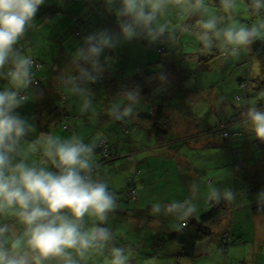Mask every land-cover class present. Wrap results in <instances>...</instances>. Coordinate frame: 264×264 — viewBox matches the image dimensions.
I'll return each mask as SVG.
<instances>
[{
  "label": "clouds",
  "instance_id": "1",
  "mask_svg": "<svg viewBox=\"0 0 264 264\" xmlns=\"http://www.w3.org/2000/svg\"><path fill=\"white\" fill-rule=\"evenodd\" d=\"M45 0H0V80L8 86L0 89V216H15L24 225L17 235L8 224L0 223V264H81L90 250H102L111 240L105 227L109 212L116 208V195L106 183L93 180V153L101 140L97 133L92 143L73 135L60 139L40 133L36 125L17 111L34 95L33 59L22 54L21 41ZM225 11L235 7V0H221ZM253 10L264 9V0H251ZM107 13L116 19L118 31L99 29L83 37L75 49L70 67L58 73L61 86L81 100V111L92 109L93 92L89 87L103 78L114 57L105 55L126 42L146 40L149 44L171 39L168 23L159 22L172 6L183 15L204 11V0H103ZM215 15L199 23L198 40L211 49L215 40L223 42L226 55L238 57L260 37L264 22L252 27L231 24L220 28ZM188 33L191 26H182ZM156 79L167 83L160 72ZM127 103L109 109V115L123 121L135 114L142 98L139 85L123 88ZM246 126L253 137L264 142V111L255 106L243 113ZM37 153L39 163H29ZM54 169V170H53ZM209 199L219 203L231 201L233 193L217 188L209 191ZM196 211L189 204L177 218L186 220ZM94 218L93 226L85 229V217ZM95 221H99L96 223ZM110 264H129V255L121 247H112Z\"/></svg>",
  "mask_w": 264,
  "mask_h": 264
},
{
  "label": "rangeland",
  "instance_id": "2",
  "mask_svg": "<svg viewBox=\"0 0 264 264\" xmlns=\"http://www.w3.org/2000/svg\"><path fill=\"white\" fill-rule=\"evenodd\" d=\"M93 1L94 0H88V6ZM250 2L251 0H235V7L231 11H225L222 6L219 7L205 4L204 11H197L198 13L193 12L191 15H186V17L180 16L178 22L181 23L182 21H185L187 19L188 26H191V31L188 33L182 31L178 35V38L174 41L173 44V51H166L162 54H156L154 52V48L148 45V42L146 40H133L131 42H126L114 51L110 50L112 52L111 54L108 53L109 50H106L105 55L114 57V62L111 64V67L109 69H111L112 73H115L114 76L116 80H118V83L116 85L113 81H111L112 75H110L109 70L107 73H104L103 78L96 82L93 86L92 84L89 85L93 92L92 98L94 101L92 102V105H103L107 107L106 109L108 110L109 115V109L113 105L117 104V102L115 101V96L122 93V91L119 90L121 88L119 79L120 72L117 71L119 67L122 66L123 70L126 69L124 72L125 76L130 74L133 63L140 62L142 67L147 69L152 62H146L145 58L155 59L156 57L160 58L161 55L162 61H165V59H168V57H170V62L174 63V67L178 69L177 75L171 70L165 72L168 80L167 83L163 85V90L169 89V92H175L176 94H179V96L181 95V97L186 98L185 101L181 102L183 106H185L181 109V112L165 110L167 118L169 116V120L167 119V123L169 127H171L172 134L170 133L171 135L168 137L169 139L162 142L161 145L164 148L168 146V150H153L157 149L155 146V142L153 141V138H151L150 140L147 139V135H145V133H143V130L141 129V125L143 124V122L141 123V121H139V125L137 127H134L133 129L131 128L130 136L132 139L130 142L125 141L127 136H120V138L118 139L119 150L123 152L127 151V148L129 146H132L134 149L138 148V150H136V153H123V157H120L119 159L114 161V166L105 163L103 169L102 167H96V174H99L98 177L100 181L106 183L108 187H112L115 190L125 189L128 188V178L133 177L135 183L137 179L136 194L138 193L141 196V205H145L146 203L157 204L158 206L154 208L153 213L158 215L160 218H164L168 214H171L169 213L170 210H168L167 207H164V203L171 201L170 196L172 195L180 197L178 198V200H173L172 204H175L176 206L180 205L181 203L194 204L196 212L198 213L202 212L205 209V207L200 203V199H196L198 198L197 195H195L196 200L194 198H189V200H186V197L181 199L183 188H180L177 182H196L198 178L206 180V178L210 179L212 177H215L214 183H216L215 181L219 179L221 181L220 187H222L223 190H231L232 193L235 192L236 199L232 200V209L229 213H234L233 218L230 220V227L234 230V235L229 234L227 237H224L226 235L219 232L220 226H223V223H221L220 219L215 223V225H213L212 235L208 237L207 241L200 244L198 248V250H200V253H198L194 258H182L181 261L177 262L175 257L170 254L172 245H169V249L165 248V250L168 251L166 252L167 255H165V257L170 258H166L162 263L152 262L149 264H264V243H262L261 246H258L252 241L254 228L256 229V232L264 238V228L262 227V221L264 225V216L254 217L250 215V217H244L243 213L247 211H245V209L239 208V205L241 201L244 200V198H237V188L240 187L242 183L244 184L242 179L244 174L247 173L244 164H238L243 159H247L250 162H256V168L250 167L248 172L249 174H258L257 180H264V172H262L264 171V157L257 158L256 154L247 156L244 155L245 152L250 150L249 146L255 143L254 139L256 138L253 137L252 132L248 131L249 129L246 130V132L242 133L240 137L237 136L235 138L234 144H237L239 148L237 149L238 152L233 156L228 153L219 154V152L224 147H215L214 145L206 144L197 148L194 147L196 146L195 136L199 138L201 137L200 134H203V137H206V133L202 132V130L208 129L210 126H214L216 122L228 118V116L226 115V110L228 111L230 109V105L232 103H238V100H236L237 97L235 96L233 97L234 99H232L231 96L234 90L239 89V87L236 85L237 82L235 81L237 79V76H241V74H244V68H247L248 63L255 62L256 69L253 68V72L260 73V67L257 68V62L255 59V61H247L248 63H246V66L238 64V58H241L242 56V58L244 59L243 55L245 51L240 50L238 57L226 55L223 50V42L220 40L214 41L211 52L210 50L203 52L207 48H205L197 38V33L199 31L198 25L201 21L207 20L212 15L220 18V23L218 24V27L220 28L226 27L231 24L249 28L254 25H259L261 22H264V17L262 14H257L254 17L252 16L253 13H251L250 11ZM71 4L74 8H77V3L75 1L71 0ZM42 9L43 8L40 7L38 13H40ZM177 11L178 9L170 6L166 10L165 14L159 17V22H166L169 24V28H176L173 21L178 20ZM199 14L201 16H197ZM73 15H75L74 10L68 13V16H70V21L74 19ZM54 16L57 17V15ZM250 19H252V24H248L246 26L245 21H249ZM47 21L48 19H45L44 21L41 20L37 25L36 14L34 26L30 27L27 30L24 38L21 41L22 54L31 56L33 52H37V56H39L40 54L43 55L44 61L39 74H42V72H46V69L51 64H54L56 68L58 67L59 71H57V73L70 67V58H67L65 54L61 53L60 48L55 49L56 43L53 42V39L45 40L41 37L49 31L47 27ZM94 25L95 24L92 23L90 27ZM111 25L116 27L113 28ZM97 28L98 26L92 27V31L94 32L96 30H99ZM104 28H108L112 31L119 30L114 16L112 22L107 21V24H104L102 29ZM260 32V37L264 38V29H261ZM26 37H28L30 44L26 42ZM49 43L54 45L51 47L49 46ZM76 48L77 46H70L68 47V50L74 52ZM220 50L221 53H219ZM119 53H121L120 56H118ZM186 70H189L191 75L187 77L185 81L178 82L185 76L183 72H186ZM33 71L34 77H37V69ZM111 82L114 84V86L117 87V89L113 88L114 90H110ZM178 83L181 84V87ZM248 84H250V82H248ZM52 87V81L49 79L47 80L46 78L44 84L41 87L37 88L38 92L35 88H32L29 95L35 96V93H37V98H39L40 93L44 96L46 91H48L47 96L49 98L54 97ZM246 88L249 91L250 86H247ZM263 88L264 85H260L258 90ZM121 89L123 90V88ZM154 89H157L158 91L160 90L158 88ZM202 90L204 92L202 94H199V92H201ZM213 93L215 95H218L216 99H213ZM199 96H201L202 98ZM109 97H111L112 99ZM42 98H39V102H37V105L40 108L41 112L39 114L37 113V115L49 118L51 116L49 110L47 112V110L44 109L42 112L43 106L40 102ZM248 98H250V95ZM173 99L176 101L179 100L178 96L176 98L173 97ZM30 102L33 103L35 107V99ZM123 105L125 104L123 103ZM250 105H256L251 102V98ZM23 106L28 109L25 111V113H28L30 111L29 102ZM247 106L248 105L245 102L242 103L240 107H237L236 110L240 108V111H238L237 113L238 115H240L239 118H236L237 116L233 115L235 112H232L230 117L231 125L235 123V118L237 123L241 125L245 124L243 113L246 112L248 108ZM66 108L67 107H65V109ZM75 112L70 111L68 113V117H66V119H63L68 127L65 131L61 129L59 122L54 123L53 121H51L49 122L51 126H48L46 130L41 129L43 130L42 132H40V130L38 132L36 131L37 134L36 132L33 133L32 136L29 137V139H34L40 133H55L56 137L60 139H67L68 137H70V135H75V133L79 138L85 137L86 134L82 135V133H87L88 131L85 132L79 128L81 122L80 120L82 117L79 118ZM28 119L30 120L31 118L28 116ZM32 121V123L36 124L37 128V122L33 119ZM102 127V129H100V127L98 126L96 130H90L91 133L88 137L89 140L87 141V143L89 141L92 143L97 133H101V137H105V139L107 140L112 139V130L108 125V122L102 124ZM226 127V121L220 122L217 134L219 135L220 132L221 134L223 133V139L225 137L223 135L225 133L224 131ZM245 128L248 127L246 126ZM180 141H184L185 143L181 144ZM197 145L199 146L200 144L198 143ZM251 152L255 153L252 150ZM179 153L186 156V160L191 165H193V171H196L197 174H188L187 171L184 174H176L177 176L171 178L170 181L172 182L166 187L168 188L166 194L164 192L163 183L161 182L162 178L158 181V183L157 181H155L154 183L153 175L156 174L159 177L166 178L163 171V173H160V171L163 169L157 167L160 164L159 161L161 160V158H163L162 154L167 155L162 165L164 168L170 170V168H172L170 167L171 164L166 161V159H169L171 161L178 160V158L180 157ZM182 155L181 158L185 159V157ZM93 158L99 159V153L94 151ZM39 161L40 154L37 153L29 160V163L38 164ZM181 169L184 170V167H181ZM186 170L192 169L187 168ZM260 170L262 173L260 172ZM171 171L176 170L173 169ZM201 171H204V173H201ZM240 172H242V174H240ZM166 175L169 176L170 173ZM109 176L111 177L108 178ZM94 177L96 178L97 175H94ZM111 178L114 180L112 181ZM158 184H160V193L157 189ZM207 184H209V188H212L211 180H208ZM258 189V195L264 196V186L259 187ZM241 194L244 195L245 192ZM167 195H169V197ZM200 197L201 193L199 194V198ZM122 205L125 206V204ZM6 220V224L10 226L14 233H16L17 235H21L23 233L24 225L20 223V221L15 216H0V222ZM92 220H94V218L88 216L85 217V229H90L92 227L94 222ZM87 222H90V224H88ZM162 223H164V220ZM110 224H112V231L114 230L112 232V235L117 238H113L112 241L114 242L117 240V242H122L123 247L128 255H130L131 253L135 254V252L129 250V245L125 243L126 239L131 238L134 242L139 244L143 240V237L148 234L146 229L142 232V234L139 232L140 229L138 230L135 228L137 231L133 230L129 226L133 223L127 224L116 219L112 223L110 222ZM148 230L151 231L150 228H148ZM239 232L242 234L239 235ZM112 241H109V246L112 244ZM174 245L176 246V244ZM100 253L101 251L90 250L86 259L81 261V264H110L111 258L108 257L107 260L101 259L99 257ZM147 257V255L140 252V259L137 260V263L135 262V258L132 261L131 259H129V262L140 264L139 262L141 258L147 259ZM156 258L157 257H153L152 259L155 261H162ZM45 264H57V262L55 260H52L46 261ZM144 264H147V262Z\"/></svg>",
  "mask_w": 264,
  "mask_h": 264
},
{
  "label": "trees",
  "instance_id": "3",
  "mask_svg": "<svg viewBox=\"0 0 264 264\" xmlns=\"http://www.w3.org/2000/svg\"><path fill=\"white\" fill-rule=\"evenodd\" d=\"M73 1L77 3V8L73 7V5L71 4V0H64V1L45 0L43 6H40L41 8H43L42 11L40 13L37 12V25L41 20L44 21L45 19H48L47 27L49 31L44 36L41 37L44 38L45 40L53 39V42H55L57 45V46L55 45V49L60 48V52L65 54L67 58H71V55L73 53L71 50H68V47L82 46L83 37L93 32L92 27L98 26L97 29H102L104 24H107V21L112 22L113 20V16L105 11L103 6V0H94L93 2H91L89 6L87 4L88 0H73ZM204 4H208L211 6H219V7L222 6L221 0H204ZM73 10L75 13V15H73L74 19L70 21V16H68V13H70ZM250 11L251 13H253L252 14L253 17L257 14H262L264 17V9H261L259 12L253 10L251 2H250ZM54 15H57V17H55ZM177 15H178L177 16L178 20L173 21L174 26H176V28L174 27L170 28V34H171L170 40L164 43H157V44L147 43L148 45L154 48V52L156 54H162L166 51H173L174 41L178 38V35L182 32V26L188 25L187 19L181 23H177L179 21L180 16L186 17V15L181 14L179 10L177 11ZM92 23L95 25L90 27ZM245 24L246 26L248 24H252V19H250L249 21L246 20ZM111 26L113 28L116 27L113 25ZM26 42L30 44L28 37H26ZM53 45L54 44L49 43V46L52 47ZM240 50L245 51L244 55H247V58L249 56L252 57V59H255L264 71V38L263 37H258L252 44H250L246 48H241ZM35 51H36V47H35ZM108 53L111 54L112 52L109 50ZM219 53H221V50L219 51ZM36 54L37 52H33L31 55L33 59V70L37 69V77H34V80L36 82L32 86V88H35L37 91V88L41 87L44 84L46 78L47 80L49 79L52 81L53 83L52 92L54 93V97H52V99L51 97L49 98L47 96H43V94L39 92L40 93L39 98H42L43 96V98L40 101L41 105L43 106L42 112L44 109H46L47 112L48 110L50 113L52 112L51 114L52 117H49L51 118V121L55 119L54 116L61 115L59 120V125L61 129L65 131L68 127L63 121V119H66V117H68V113L71 111V110H67V108L65 109V107L68 102H74L73 100L75 99L80 100V98L78 96L72 95L70 90L61 86L60 82L57 79L58 76L57 71L59 70L58 67L56 68L54 64L49 65V67L46 69L47 73L42 72V74H39L44 59H43V55L40 54L39 56H37ZM120 55L121 53L118 54V56ZM156 58L155 59L145 58L146 62L148 61L152 62L147 69L143 68L140 62L133 63L130 74L125 76H124V72L126 69L123 70L121 66L117 70L118 72H120L119 74L120 87L127 88L134 85H139L141 89L142 98L140 100V103L136 106L135 114L133 116L128 117L123 121L119 120L115 129L112 132L113 141L112 139L107 140L105 138H101V140L97 142L98 146L96 147L95 152L99 153L100 158L99 159L93 158V160L95 161V166L91 173L92 177L94 175H97V177L99 176V174H96L97 166L102 167V169L105 163L114 166V161L119 159L120 157H123V153H131L133 150H135L132 146H129L127 148V151L124 152L118 149L117 141L121 135L127 136L125 139V141L127 142H130L132 139L130 136L131 128L133 129L136 126L133 127L132 123L131 125L129 124L130 119H132V121L133 119H136L138 120V122L139 121H141V123L143 122V124L141 125L142 126L141 129L143 130V133L144 132L149 133V131H151L150 135L147 136L148 137L147 139L150 140L151 138H153L155 145L160 146L162 142L169 139L168 137L171 135L167 128V126H169L167 123V119L169 120V116L167 118L165 110H173V111L176 110L181 112L182 106L180 100L176 101L173 99V97L176 98L178 96L179 99L182 97L181 95L179 96V94H176L175 92H169V89L163 90L164 87L163 85H161L160 81L156 79V76L160 72L165 73L166 71L169 70L173 71L177 75L178 69L174 67V63L170 62V57H168V59H165V61L161 60L162 59L161 55L160 58L157 59ZM238 61L240 62L245 61V58L243 59L241 56V58H238L237 62ZM108 71L110 72V75H112L111 81H113L117 85L118 80H116L114 76L115 73H112L111 69L106 70L105 73H107ZM187 71L189 72V70H186V73H188ZM184 80L185 78L183 77L178 82ZM235 82H237L236 85L239 87V91L234 94V97L236 96L237 97L236 100H238V102H240L241 104L246 102V104L249 106L250 104L249 100L251 96L250 98H248L249 95H247L245 92L246 86L248 85L249 82V78L239 76ZM94 84H92V86ZM6 86H8V82L0 80V89ZM179 86L181 87V84H179ZM113 88L117 89V87L114 86V84L111 82L110 90H114ZM121 88L119 90L122 91L123 93V90ZM154 88H158L160 90L158 91L157 89ZM122 93L120 95L115 96V101L119 103L121 106H123V103L124 104L127 103V100ZM39 98H37L38 99L37 102H39ZM63 103L65 104L64 109L61 108ZM24 105H26V103ZM34 108L37 109L38 114L41 113L38 105L35 106ZM17 111L20 113L21 116L23 117L26 116V118H28L29 116L31 118L30 119L31 121L32 119L36 121L37 132L39 130L41 131L43 126H41L40 116L38 115L36 116V114L34 113L29 114L31 113V111L25 113L26 107L24 106L23 109L22 107H20L17 109ZM237 113L238 112H236L234 115H236ZM230 117L216 122V124L212 126L211 129L208 128L207 130L211 132H217L219 129L220 122L226 121L227 127L223 135L225 137L224 139L222 138L223 133L221 134V132H220L221 136L220 134L219 136L222 138L223 141L222 145L224 147L225 152L233 156L235 155V153L238 152L237 149L239 148L237 144H234L235 138L237 136L240 137L243 133V130L241 128V124L236 122V118H235V123L231 125ZM54 135L56 136V134ZM88 143L91 142L89 141ZM180 143L184 144L185 142L180 141ZM252 145H253L252 151L259 153V155L262 153L261 151L264 150V144L262 142L259 143L258 139H256V143H253ZM136 149L138 150V148ZM162 159H164L165 161V156H163L161 160ZM166 161H168L170 164L171 163L174 164V162L169 159H166ZM96 178L94 177L95 180ZM127 186L128 188H125L122 193L124 196L120 197L121 200H123L124 197V201L125 200L127 201L128 199L130 200L131 199L130 197L136 194L137 188L135 185V180H133V177L128 178ZM262 186L263 185L259 183H255L254 185L248 184V186H246L245 189V192L248 193V194L246 193V195L250 196L251 198V201L250 202L248 201L247 206L249 208L250 213L253 216L264 214V196L258 195V190H259L258 188ZM109 190L111 191V189ZM185 207H187V204L181 203L177 207V212H180ZM231 209H232V200L228 201L226 199H221L219 203L212 201L210 207L206 211L200 213L196 218H187L186 220H179L178 224L176 225L177 228L175 230H170L169 232L164 233L160 229L159 230L157 229V231L153 232L152 235L149 234L151 235V238H149V240L147 242H144L143 244L136 245V243L132 241L131 238L126 239L125 243L129 245L128 246L129 250L133 252L137 251L139 253L142 252L145 255H152L153 253H158V251L165 242H170L176 244L179 247L178 254L174 253V255H178L176 256L177 259L175 258L177 262L181 261L182 258H193L196 256L198 244L212 235L213 225H215V223L218 220L226 217L230 213ZM116 219L125 223L126 215L123 213V211H118V210L117 211L113 210L109 212L107 220L110 226L112 225L110 224V222L112 223ZM96 222L99 223V221ZM87 223L90 224V222ZM104 226L107 227L112 234V229L110 228V226L106 224ZM167 226L174 227L173 224H169V223L167 224ZM224 235H226V233H224ZM115 242L117 243V246L114 243L108 246L109 245L108 242V245H106L102 250H100L102 254L104 255L111 254V252L109 251L112 249V247L124 248L122 242H117V240ZM170 253L172 254V252Z\"/></svg>",
  "mask_w": 264,
  "mask_h": 264
},
{
  "label": "crops",
  "instance_id": "4",
  "mask_svg": "<svg viewBox=\"0 0 264 264\" xmlns=\"http://www.w3.org/2000/svg\"><path fill=\"white\" fill-rule=\"evenodd\" d=\"M197 16H201V15L199 14ZM177 23H179V22H177ZM211 49H206L203 52L208 51V50H210V52H211ZM244 58H245V61H242V62L238 61V64H240V65L242 64V66H246V63H248L247 61H250V60L255 61L254 59H252V57H249L248 56V58H247V55H244ZM259 67H260V73H254L253 72V68L256 69V64H255V62H249L247 68H244V74H241L240 77H247V78H249L250 84H248L247 86H250V89L248 91L247 88H246L245 89V92H246L247 95H250L251 96V102L254 103V104H256V105H250L249 104L248 108L251 107V106H255L258 110L264 111V88L258 90V88H259L260 85L261 86L264 85V71L261 68V66L259 65V63H257V68H259ZM183 73L185 75L184 76L185 79L191 75L190 72H188V73L183 72ZM238 77L239 76H237V78ZM44 91H46V90H44ZM238 91H239V89L238 90H234L232 92V96H231L232 99H234L233 98L234 97V94L237 93ZM47 92L48 91H46V93L44 94V96H47ZM203 92L204 91L202 90L201 92H199V94H202ZM213 95H214V98L213 99H216L217 96H218V95H215L214 93H213ZM199 97H201V96H199ZM51 99H52V97H51ZM185 99L186 98H183L182 97L179 100H180V102H182V101H185ZM30 101H33V99H31ZM30 101H28L29 102L30 111H31V113H29V114H33L34 113L37 116V109L34 108L33 103H31ZM35 101H36L35 106H37V93H35ZM73 101L74 102H68L67 103V105H66L67 110H71L72 112L73 111L74 112L76 111L75 113L77 114V116L79 118L82 117L81 120H80L81 122H80L79 128L81 130L85 131V132L88 131L87 133H82V135L83 134H86V136L83 137V138H79L78 135L75 133V136H77L80 140H82L83 142H87L89 140L88 137H89V135L91 133L90 130H93V129L96 130V128H98V126L100 127V129H102L103 128L102 127V124H105L107 122H108V125L111 127V130L113 132V130L115 129V127H116L117 123L119 122V120H116L111 115H108V110L106 109L107 107H105L103 105H101V106H92V109H90L88 111L82 112L81 111V100H76L75 99ZM93 101L94 100L92 98V102ZM28 102H26V104ZM249 103H250V100H249ZM241 105L242 104L240 102H238V103L237 102L232 103L230 105V109L228 111L226 110V115L228 116V118L231 116L232 112H235V113H236V111L238 112L240 110V108H238V110H236V109H237L238 106L240 107ZM181 106H182V108L185 107V106H183L182 103H181ZM64 107H65V104L63 103L62 106H61V108L64 109ZM227 108H228V106H227ZM22 109H23V107H22ZM26 110H28V109L26 108ZM176 112H178V111H176ZM51 114H52V112H51ZM60 116H54L55 119L53 120V122L54 123L59 122ZM236 116H237L236 118H239L240 117V115H238V114H236ZM50 117H52V115ZM40 122H41V126H43L42 129H45L46 130V128L48 126H51V124H49V122H51V118H46V117H41L40 116ZM131 123L133 124V127L134 126L137 127L139 125V122L136 119H133V121H132V119H130L129 120V124L131 125ZM241 127H242V130H243V133L246 132V130H248V129H249L248 131L251 132V129L249 127L248 128H245L246 127V123L245 124H242ZM167 128L169 130V133H171V127L167 126ZM209 128L211 129L212 126H210ZM42 131L43 130H41L40 132H42ZM150 132L151 131H149V133L148 132H144V133H145V135L148 136V135H150ZM202 132H205L206 133V137H203V134H200L201 137H199V138L197 136H195V139H196L195 140L196 146H194L195 148L200 147V146H203L204 144H206V145H214L215 147H223V145H222L223 144L222 143L223 142L222 141V138L217 134V132H211V131H209L207 129L202 130ZM54 134L55 133H53L52 135H54ZM72 136L73 135H70V137H72ZM70 137H68V138H70ZM101 138H103V137H101ZM254 140H255V143H256V139H254ZM260 142L261 141H259V143ZM198 143L200 144L199 146L197 145ZM262 143L264 144V142H262ZM155 146H156L157 149H153V150H158L159 149L161 151L167 149V147H168V146H166V148H164L162 145H160V146L159 145H155ZM248 146H249V144H248ZM240 147H244V146H240ZM249 147H250V150L247 151V152H245L244 155L247 156V155H254V154H256L257 155V158L264 157V150L261 151L262 153L259 155V153L255 152V151H254L255 153H252L251 152V150L253 149V145H251ZM136 150L137 149L133 150L131 153H136ZM224 153L227 154V152H225V150L223 148L219 152V154H224ZM181 155L182 154L179 153V156L180 157L178 158V160H174L173 161L174 162V165L171 163V166L170 167H172V168H170V170L167 169V168H164L163 165H162V163H163L162 161H164V160H160V164L157 167L163 169V170L160 171V173H163L164 172L166 178L159 177L156 174L153 175V181H154V183H155V181H157V183H158V181L162 178V181L161 182L163 183L164 192L166 194H167L166 191L168 189L166 187L172 182V181H170L171 178H174V177L177 176L176 174H179V175L180 174H184V173H186V171H187L188 174H193V175L194 174H197L196 171H193V168H192L193 165H191L186 160V156L182 155V156L185 157V159H183V158H181ZM162 156L167 157V155H164V154H162ZM240 163L244 164V166L246 167V172L247 173L244 174L243 179H242V181L244 182V184L242 183V185L237 188V191H238L237 192V198H241V197L244 198V200L241 201V203L239 205V208L245 209V211H247V212H244L243 213V216L244 217H250V215L251 216H253V215L250 213L249 208L247 206L248 205L247 203H248V201L249 202L251 201V198H250V196H247L246 195V193H247V192H245L246 186H248V184L254 185L255 183H259V184H261V185L264 186V180L263 179H258L257 180L258 174L254 175V174H249V172H248V170H249L250 167H255L256 168V162H250L247 159H243L238 164H240ZM234 166H238V165H234ZM181 167H184V170H182ZM187 168H191L192 170H186ZM173 169H175L176 171H171ZM260 172H261V170H260ZM262 172H264V171H262ZM168 173H170L169 176L166 175ZM201 173H204V171H201ZM240 174H242V172H240ZM161 176H162V174H161ZM110 177L111 176H109L108 178H110ZM92 179L95 180L94 179V176L92 177ZM96 180H99L100 181V179L98 177L96 178ZM111 180L113 181L114 179L111 178ZM208 180H211V182H212V184H211L212 185V188H217L221 192L224 191L222 189V187H220V182L221 181L219 179H217L215 181L216 183H214L215 177H212L210 179L209 178H206V180H204L202 178H198L196 182H177L178 185H179V187L180 188H183V192H182V195H181V199H183L185 197H186L185 199H187V200H189V198H194L195 199V195H197L198 198H196V199H200V203L205 207V209L202 212L206 211L210 207V204L212 203V200L209 199V191L212 188H209L208 187L209 186V184H207V181ZM165 183H166V185H165ZM175 183H176V181H175ZM135 185L137 187V179H136ZM109 189H111V191L113 193H115V195H116V208L114 210L115 211H117V210L118 211H123V213L126 215V222L125 223H127V224L133 223V224H130L129 226L133 230H135V231H137L136 229H138V230L140 229L141 230V228H142L141 231L139 230V232L141 234L146 229V231H147L148 234H146L145 237H143V240L139 244H143L144 242H147L149 240V238H151L152 233L155 232V231H157V229L158 230L160 229L161 231H163L164 233H166V232H169L170 230H175L177 228L176 225L178 224V221L180 220V219L177 218V215H179L178 214L179 212H177L178 205L176 206L175 204H172V203H173V200L174 199H177L178 200V198H180V197H178V196L176 197L174 195L170 196L171 201L164 203L165 204L164 207H167L168 210H170L169 213H171V214H168L164 218H160L158 215H156L155 213H153L154 212V208L157 207L158 205L157 204H154V203H150V204H147L146 203L145 205H141L142 199H141V196L138 193L135 194L134 196L130 197L131 199L130 200L128 199L129 201L128 200L127 201L126 200L124 201V197H123V200H121V198H120L121 196H124L122 194L123 191H124V189L115 190L112 187H109ZM157 189L159 190V193H160V184L157 185ZM229 191H231V190H229ZM244 192H245V194L242 195L241 193H244ZM200 193H201V197L199 198V194ZM167 196L169 197V195H167ZM233 196H234V199L233 200H235L236 199L235 192L233 193ZM122 204H126V205L123 206ZM188 205L189 204H187V206ZM202 212H200V213H202ZM200 213H198V212L195 211V213L193 215L189 216L188 218H196ZM233 215H234V213L233 214H228L226 217H224V218H222L220 220L221 223H223V226H220V231L219 232H221L222 234L223 233H226V236H228L229 233H231L232 235H234V233H235L234 230L231 229V227H230V220L233 218ZM260 216H264V214L257 215V216H254V217H260ZM163 220H164V223H162ZM0 223L6 224L7 223V220L6 221H1ZM168 223L169 224H173L174 227L167 226ZM106 225L110 226L108 220L106 221ZM262 227L264 228L263 221H262ZM110 228L112 229L111 226H110ZM148 228H150L151 231L148 230ZM212 230H213V228H212ZM149 234H151V235H149ZM240 234H242V233L239 232V235ZM113 238L117 239L114 235H112L111 241H112ZM207 239L203 240L202 242H200L198 244L196 255L198 253H200V250H198L200 244L201 243H204L205 241H207ZM239 240H236V241H239ZM252 241L255 244H257L258 246H261V244L264 243V238L262 236H260L256 232V229L255 228L253 229ZM112 243H114L117 246V243L115 241L114 242L112 241ZM107 245H108V243H107ZM136 245H138V243H136ZM169 245H172V248H171L172 254L171 253L170 254L173 255L177 259L176 256H178V255H174V253L178 254L179 247L177 245L175 246L173 243L165 242L163 244V246L160 248V250L158 251V253H153L152 255H147L148 256L147 259L141 258V260H140L139 263L140 264H144V263L147 262V264H149V263H152V262H160V263L164 262V260L166 258H170V257H165V255H167L166 252H168L167 250H165V248L169 249L168 248ZM109 252H111V250ZM99 257L101 259L107 260L108 257L111 258V254H105L104 255L101 252L99 254ZM153 257H157L156 259H159V260H162V261H155V260L152 259ZM134 258L136 260L135 262L137 263V260L140 259V253L136 251L135 254L131 253L129 255V259H131V261ZM142 260H144V261H142ZM129 264H134V263L129 262Z\"/></svg>",
  "mask_w": 264,
  "mask_h": 264
},
{
  "label": "built area",
  "instance_id": "5",
  "mask_svg": "<svg viewBox=\"0 0 264 264\" xmlns=\"http://www.w3.org/2000/svg\"><path fill=\"white\" fill-rule=\"evenodd\" d=\"M35 67H37V66H35Z\"/></svg>",
  "mask_w": 264,
  "mask_h": 264
}]
</instances>
